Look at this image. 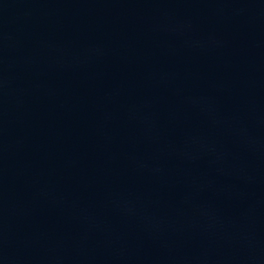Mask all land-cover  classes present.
<instances>
[{"label": "water", "instance_id": "95a60500", "mask_svg": "<svg viewBox=\"0 0 264 264\" xmlns=\"http://www.w3.org/2000/svg\"><path fill=\"white\" fill-rule=\"evenodd\" d=\"M0 264H264V0H0Z\"/></svg>", "mask_w": 264, "mask_h": 264}]
</instances>
